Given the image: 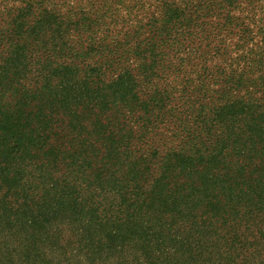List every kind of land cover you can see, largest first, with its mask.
I'll use <instances>...</instances> for the list:
<instances>
[{
    "label": "trees",
    "instance_id": "obj_1",
    "mask_svg": "<svg viewBox=\"0 0 264 264\" xmlns=\"http://www.w3.org/2000/svg\"><path fill=\"white\" fill-rule=\"evenodd\" d=\"M260 1L0 0V264H264Z\"/></svg>",
    "mask_w": 264,
    "mask_h": 264
},
{
    "label": "rangeland",
    "instance_id": "obj_2",
    "mask_svg": "<svg viewBox=\"0 0 264 264\" xmlns=\"http://www.w3.org/2000/svg\"><path fill=\"white\" fill-rule=\"evenodd\" d=\"M261 4L258 5V9H254L252 12H240L236 13V17L241 18V21L247 22L250 24L251 31L254 34L258 33L261 28H264V3L262 0L260 1ZM257 41L255 44H260L261 38L256 36Z\"/></svg>",
    "mask_w": 264,
    "mask_h": 264
}]
</instances>
